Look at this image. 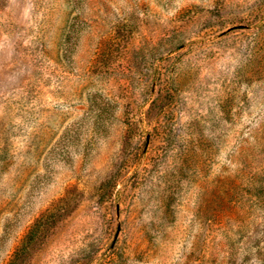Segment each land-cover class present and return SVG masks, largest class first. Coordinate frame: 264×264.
Wrapping results in <instances>:
<instances>
[{"label": "rangeland", "instance_id": "obj_1", "mask_svg": "<svg viewBox=\"0 0 264 264\" xmlns=\"http://www.w3.org/2000/svg\"><path fill=\"white\" fill-rule=\"evenodd\" d=\"M0 264H264V0H0Z\"/></svg>", "mask_w": 264, "mask_h": 264}]
</instances>
